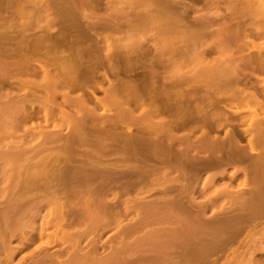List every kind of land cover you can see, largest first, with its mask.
<instances>
[{
	"label": "bare ground",
	"instance_id": "bare-ground-1",
	"mask_svg": "<svg viewBox=\"0 0 264 264\" xmlns=\"http://www.w3.org/2000/svg\"><path fill=\"white\" fill-rule=\"evenodd\" d=\"M29 1L30 0H0V91L10 86L11 80H13L12 82L16 83L15 87L19 90L26 89L30 83H33V81L31 82V78H35V80L36 78H42L46 82V84H44V82L40 83L41 86L42 84L45 85L42 87L40 86L41 89L36 88V90L34 91L28 89L29 91L26 90L21 95L18 93L20 96L17 100L16 105L20 111L18 118L15 120L13 119L14 117L11 116L12 119L15 120L16 123L24 124L25 122L31 121L36 117H39L40 119V117L43 116L45 118L47 115L49 116V114L53 112L61 113L68 119L69 112L67 114V112L64 110V107L73 106L74 110H78V108H87L90 99L96 101L97 105L102 103V100L97 98L94 94V88L96 87H99L104 91L105 94H108L109 100L107 99L105 102L112 105L116 104L117 108L115 107L116 111L112 114L107 113L104 116L99 115L101 118H98L97 115V118H95L96 111L88 107L90 111H94V113L92 111L90 112L91 120L90 118H83V116L79 114V110H75L72 112L70 110V114L72 116L70 121L73 120L72 125L75 124V128L77 129V134L74 132V135L76 134L77 136H79V139L76 138L77 136H72V138L81 140L80 142H83L85 144H94L93 146L95 147H92L91 144L90 146L92 148L89 147V149H92L93 151L91 150V152L89 150L85 152L87 154V158L83 153L82 154L85 157H83V159L81 156V159H78L74 156H72L73 159H70L69 157L67 159V163L69 164H64V166L63 164L62 166H60L61 161L59 163V160L58 162H56L60 165H55L54 162L56 159L54 160V162H52L53 165L49 166V160L50 162L53 160L52 157L50 158V156L48 155V162L47 160H43V163L45 162V164L42 163V168L40 167V171L36 172V174L39 173V176L43 174V177L37 178L38 175H35V177L33 175H30L31 179H27V176H25L26 181H24L23 179L24 182L22 181V186L19 185V187L21 186L20 195L23 196V202L25 201L26 203H31L35 199H40V201H45V203L50 202V204H54L56 207L55 211H57L60 215L59 220H57L58 226L56 225V228H59L57 230L61 231V227H63V225L59 222L68 221L66 217L67 213H65V211L68 208L66 204H68L70 195L76 193V191L84 186L79 185L80 182L78 181V175L80 174V171L82 173L83 171H85L84 173L88 172V175L91 177V179L96 176V168H99V165L96 167V157H93V159L90 158V156H92V153L99 152L101 154L102 152L100 157H102V155L109 156L111 154V156H113L116 155L117 152L119 153L118 150H122L127 154H124L125 156H128L126 157L127 159L132 158L137 160L139 159L138 157H140V159L142 160L135 164L134 167L132 166L134 168L132 170L140 173L138 177H140V175L142 174L145 176L150 175L149 178H151L152 174L160 173H162L164 177H169V180L168 178H165V181L167 180L168 184H163L166 186H164L163 189H165L166 193L169 194L168 196H170L172 192L174 194L177 192V195L184 194L183 191H186L188 186L192 187L190 184L197 180L196 178L201 174L203 170L210 171V169H214L219 170V172L223 174L226 172L227 168L231 166L232 173L229 176L231 180L239 171H242V173L246 174V176L248 177L246 178L247 183L250 184L249 192L247 193L249 197L247 199L246 195V198L243 199H246V202H249L248 211L249 216L252 217L246 218H264V44L255 43V39L261 38L264 31L257 24H254V27L252 29L244 27V18L248 9H246L243 0H232L231 2L229 1L232 8H230V10H228V14L223 17L217 15L216 11L213 12V9H211L212 5H210L213 2H210L211 0H130L133 3H129L132 5H130L131 8H127V12L125 11V9H122L121 11L117 8V10L114 9L113 5L111 6L110 4V1L112 0H40V2L42 3L41 5L38 4V7L35 5L34 7L33 4L32 6H30L31 4L29 3ZM107 3L111 6L109 7L114 12H107V9L109 8L105 5ZM29 6L31 7V10L34 9L39 13L42 12V14L44 13L47 15L49 14L50 16L52 15L51 19H49L50 22H47L48 24L42 27L40 26L41 30L39 32L37 31L38 33H35L34 30L36 29H33L34 27L31 26L30 22L32 21L30 18V20H27L29 22L22 21L21 23L20 21L19 23L18 21L20 19L16 22H11V20H14L15 14H22L23 17V13L28 12V10L30 9ZM102 8L107 9H104L105 11L100 10ZM35 11H33V13L31 14V17L32 15H34V20ZM99 11L101 12L99 13ZM220 18H222L221 23L224 25V30L221 34L219 32L220 39L218 40V42L220 41L222 45H224V47H226V49H228L230 52L228 56L229 63L226 65L224 58H221L223 57L221 56L223 53L220 52V50L217 48L220 42L218 44L216 43V46L208 45L205 41L207 40L206 38L209 36V34H212V26L215 25L216 22L220 21ZM17 22L19 23V25L17 24L16 26V24H13ZM36 26L39 27L37 24ZM126 27H131L135 30L137 29V31H139L138 34L140 33V30L141 33L145 32V29H140L141 27L148 28L147 30H149V27L152 28V31L154 30L155 33H153L155 35L161 36L165 51L163 48L162 50L161 48H156L157 50L154 51V53L151 51L152 54H150V56L148 57V53L146 57L145 54H147L148 50L147 52L144 50L145 53L144 51L141 52L142 50L140 49V52H126V50L123 48L126 47L124 44V46L121 44L123 47H120H122L125 52L119 50L115 52L112 51L103 53V50L100 51V44H98V39H101L104 35H102L97 29H101V31L102 29H109L114 32L117 31L119 33L121 30H128ZM32 30L34 31V33L32 32ZM135 30L134 32L133 29L131 31L135 33ZM98 35H102V37L100 36L101 38H99ZM104 38H106V36H104ZM127 47H129L130 49V47L135 48L136 46ZM107 48H105V51L109 50V48ZM192 53H195L200 58V70L193 73L183 72L176 77L171 75V73L166 72L165 67L167 64H169L170 61H172L173 58L185 59ZM213 54H216L217 56L215 57ZM121 57H123L126 61L125 65H122L123 67L119 63V59ZM100 69L102 71H100ZM99 75L102 76L101 79L99 78ZM8 79L10 82L8 81ZM102 81H107L108 86L102 87ZM37 85L39 86V84ZM225 86L227 91L224 90ZM228 86H231V88H229ZM221 87H224V89L221 90ZM229 91L231 92L228 93ZM7 92L6 97L10 98L8 94L9 92ZM241 95H243L245 100L247 98L249 102L252 101L253 103L255 102V104L258 103L261 107H259L261 111L259 112L258 116L255 119L250 120V122H248L247 120L246 123H244V121L241 119L242 117H238L237 114H228L225 111L227 108L230 109L231 107H233L234 104L236 105V102L239 100ZM106 97L107 95H105V99ZM35 99H41L42 102L39 101L40 104L35 106L33 105V100ZM28 104H30L29 107L27 106ZM97 105L95 104L93 106L97 107ZM8 108L10 107H7L6 109ZM8 110L11 111V109ZM94 119H96V124L94 123ZM45 122L47 123V119H45L44 123ZM129 124L130 126L132 125L134 127V131L133 129L128 128L127 131L122 135H120V133L116 131L122 125ZM241 124H244V126L240 127ZM13 125L10 124V128ZM68 125V127H70L71 123ZM72 128L74 129V127H71V131H74ZM220 131H222L223 134L220 135ZM57 134V131L51 132L49 134L48 140H52L53 136L58 137L59 134ZM70 134H67L69 139L74 140L70 137ZM118 140L121 141V143H117ZM242 140H245V143H242ZM67 142L69 144V141ZM80 142L78 141V143ZM118 144L121 145V149H119ZM65 148H67L66 150H68V152H74V148L70 144ZM96 148H98L99 150ZM76 152L81 153L79 152V150ZM123 152L121 153L123 154ZM99 153L97 154V156L99 155ZM67 155L68 153L66 154V156ZM95 155L93 154V156ZM97 159L99 158L97 157ZM119 160L121 159L119 158ZM100 162L103 163L102 165L107 164L106 161L105 164L103 161ZM112 164L113 165H111L110 163L108 165H115L114 163ZM111 166L109 167L105 165L104 167L102 166V168L100 167V170L102 172H108L109 170L110 174L114 173V176H112L115 177L112 178V180L114 179V182L110 179L111 177L109 178L110 180L106 179V182H119V180H117L118 177H116L115 174H123V172H126L127 169H129L130 172V169L132 168H126L124 166V168L126 169H118ZM121 166L123 165H120V167ZM207 171H203V173L205 174V172ZM84 175L86 176V174ZM210 176V180H212L210 184H212L215 177H213L212 175ZM97 178H94L93 180L95 181ZM149 178L147 177V180H145L148 183H152L153 178H151L152 182ZM180 178L183 180H181ZM194 178L195 180H193ZM103 179L104 178H102L101 180ZM148 179L150 181H148ZM91 182L93 181L91 180ZM142 182L145 183V181ZM244 186L246 187V185ZM108 190L103 191L108 192ZM169 191L171 192L169 193ZM247 191L248 190H246V192ZM243 194L245 193L243 192ZM73 196H75V194ZM172 196L174 195H171L170 197ZM190 196L192 197V195ZM165 197H163L164 200L166 202L169 201L166 200L168 198L166 197L165 199ZM181 197L183 198L184 196L182 195ZM185 197L188 196L185 195ZM191 197L189 201H191ZM163 198H161V200ZM172 198L170 201L174 203L176 196L175 199L174 197ZM177 200L179 201L180 199L177 198ZM193 202L196 201L193 200ZM246 202H243V204H246ZM182 203L183 202H180V204ZM166 204H170V202ZM176 204L175 207L177 206L179 208L180 205L178 206ZM150 205L151 202L149 206ZM165 205L162 203V206ZM111 206H107L109 209H104L105 212L106 209L107 211H110L107 215L109 216V218L114 213ZM173 206L174 204H172V207ZM10 207L9 209H11ZM36 207L37 206H35L34 208ZM200 207L207 208V205H202ZM4 208L0 209L1 213L5 212V215L10 213H6L7 211H9V209L7 210L8 207L5 209ZM17 208L18 209H16L15 207L14 209L12 208L14 213L16 212V215L20 210L18 206ZM31 208L27 209V211L29 210L28 212H30ZM37 208L35 210H32L36 212V210L38 211ZM168 208L165 210H168ZM205 208H202L201 210ZM169 210H171V206ZM245 210L246 209H243V211ZM204 211L205 210H203V213L205 215ZM115 213L113 217L115 218L114 220L117 221L118 219L116 218L117 216H115ZM162 213L164 212L162 211ZM186 214L189 215L188 213ZM229 216L231 217V215ZM235 216L236 215H234L233 217L235 218ZM7 217L3 214L2 218L6 220ZM233 217L231 218L233 219ZM103 218L101 219V222ZM112 218L110 219L111 221ZM26 219L29 220L28 218H25V220ZM16 221L11 222L15 223ZM6 222L7 223L4 222L5 227L0 223L2 226H0V264H5L9 260L13 259L14 252H16V249L18 251V247L15 249L9 244H7L8 246H6L7 242H5V232L7 233L9 231L10 236L16 226H18L16 228H22L23 225H29V223L26 222H24L23 225L19 224V222L16 225H10L11 223L9 221L6 220ZM8 222L10 224H8ZM22 222L23 221H21L20 223ZM32 222L34 223V220ZM72 222L73 221L71 219V223ZM67 224L64 223L65 226H67ZM238 224H241V222H238ZM119 226L120 225H118V228H121L119 229V233H121L122 236L124 234H127V232L129 233V230H132L129 228L127 229L126 227H124V225H121L120 227ZM181 229L177 227L175 229L167 230L168 235L167 237H165L166 239L164 242H162L163 239L162 241H160L159 239L157 241L155 238L156 243L151 242L147 244V247L151 248H149V251L151 250L152 253L153 250L156 249L154 251L155 254H151L150 256V254L147 253V256H142L143 258L141 259L158 260L160 258L163 260L168 259V261H166V264H191L190 260L187 262L185 261L187 260L186 258L183 261L180 260V256L184 255L186 257V254L189 255L190 252L188 250L192 251L194 243H197L199 245L205 239H203L204 237L202 236H197L198 238L193 239L192 237H195V235L191 236V228ZM75 233L76 235H78L77 232ZM195 233L199 234V231H196ZM74 234L69 233L65 230L64 233H62L63 236L66 235L69 237L67 238V241H69L68 244H70L72 248V254H68V257H66L65 255L66 259H64V262H60V260L57 259L59 255L44 254L45 256L36 258L33 257L29 262H23V260L22 263L20 262L19 264H54L55 261H57L58 264L85 263V258H83L85 259L84 262L82 261L83 259H81L82 263L77 259L80 258L79 256L82 252H84L86 255L87 250L81 251L82 248H80L79 246V239L76 241V235ZM121 239L117 243H120L121 241L122 245L126 241L122 243L123 239ZM207 239L208 238H206V240ZM77 242L79 243V245H77ZM136 242L137 241L132 242V245H134L133 243ZM94 243L96 245V242ZM143 243L145 244V241ZM146 243L148 242L146 241ZM95 245L92 246V250L93 247L97 249ZM202 245L205 249L207 248L204 244ZM152 246L154 247L152 248ZM116 249L120 251L121 248L119 249L118 247ZM80 251L81 253H79ZM116 251L114 252L116 253ZM146 251L148 252V249ZM95 252H97V250L94 251V254ZM88 253H92L91 250L90 252H87V254ZM159 254H162L164 258L161 255L159 256ZM188 255L187 257L192 255V252L189 256ZM88 256L89 254L87 255V257H85L87 259H90L88 258ZM193 257L194 256L192 255V258ZM123 258L125 257L123 256ZM123 258L120 259L118 257L120 261L125 260ZM201 258H204V256ZM184 261L185 263H183ZM163 264H165V262Z\"/></svg>",
	"mask_w": 264,
	"mask_h": 264
},
{
	"label": "rangeland",
	"instance_id": "rangeland-1",
	"mask_svg": "<svg viewBox=\"0 0 264 264\" xmlns=\"http://www.w3.org/2000/svg\"><path fill=\"white\" fill-rule=\"evenodd\" d=\"M30 1H29V3L31 4V5L29 4L30 6H32V4H33V6L35 5L38 7L42 3V2H40V0H38V1L37 0H30ZM112 1H110L111 6L113 5L114 9L117 8L120 11L122 9L123 10L125 9V11L126 10L128 11L127 8H131L130 5H132L129 3H133V2H131L132 0L131 1L130 0H112ZM229 1L231 2L232 0H216V1L211 0L210 1V2H212L210 4V5H212L211 9H213V12L216 11L217 15H219L220 17L226 16V14H228V12H229L228 10H230V8H232ZM108 3L105 4L107 7L110 6ZM243 3L246 6V9H248V11L246 12L245 18H244V20H245L244 21V27L248 28V29H252L254 27V24H257L264 31V0H243ZM109 8L108 9L106 8L108 10L107 12H110V13L114 12L111 8L109 11ZM104 9L102 8L100 10H104ZM214 9H216V10H214ZM246 9H245V11H246ZM29 10H28V12L23 13V17H22V14L21 15L15 14V17L13 16L14 20H11V22H16L20 19L18 22L20 23V21H21V23H22V21L26 22L30 18L32 21V22H30L31 26L34 27L33 29H36V30H34L35 33H38L41 30L42 26H45L46 24H48L50 22L49 19H51L52 15L50 16L49 14L48 15L44 14V13L42 14V12H40L41 13V15H40V13L38 11H35L34 9L31 10V7ZM33 11H35V13H34L35 14V20H34V15H32L33 19L31 17V14L33 13ZM100 12L101 11H99V13ZM24 15H25V17H24ZM221 19L222 18H220V21L216 22L217 24L215 23V25L212 26V28H211L212 34H209V36L206 38L207 40H205L208 45H216L217 46V44L220 42V41L218 42V40L220 39L219 32L221 34L224 30L223 29L224 25L221 23L222 22ZM217 20H219V19H217ZM33 21H35V22H33ZM18 22L13 23V24L14 25L16 24V26H17V24L19 25ZM27 22H29V21H27ZM36 24L39 27H37ZM145 27L140 28L143 30L145 29L144 30L145 32H143V33H141V30L138 29V30H140L139 34H138L139 31H137V29L135 30L134 28H131V27L130 28L126 27L128 30H125L123 28L124 30H121L122 32L120 31L119 33L117 31H116L117 32L116 33V32L109 30V29H102V31H101V29L100 30L97 29L102 35L106 36V38H104V36L102 37V35H98L99 38L102 37L101 38L102 40L98 39L99 40L98 44H100V46H99L100 51L103 50L104 52L103 51L102 52L105 53V52H112V51L115 52V51H119V50L122 52L123 51L125 52V50H126V52H133L134 53V52H138V51L140 52V50H142L141 52H143L144 50L147 52V50H148L147 54H145L146 57H147L148 53H149L148 57L150 56V54H152L151 51L154 53V51L157 50L156 48H158V49L161 48V50L163 48L165 51L164 43L162 42L161 36L155 35L154 34L155 32H154V30L152 31V28L149 27V30H147L148 28H145ZM132 29H133V32L135 30V33H133L131 31ZM34 31L32 30L33 33H34ZM255 43L256 44H264V33H263L261 38L255 39ZM121 44L122 45L124 44L126 47L127 46H132V47L136 46V47L135 48L130 47V49H129V47H127V49H126V47H123L124 45L122 46ZM120 46H122L125 50ZM100 47H102V48H100ZM107 47L109 48V50L105 51L106 50L105 48H107ZM217 48L220 50V52L223 53L221 55L223 57H221V58L222 59L224 58L225 65L228 64L229 63V59H228L229 57L228 56L230 54L229 50L226 49V47H224V45H222L221 42L218 44ZM149 50H150V52H149ZM145 51H144V53H145ZM213 55L215 57L217 56L216 54H213ZM200 62H201L200 58L195 53H192L189 56H187L185 59L184 58H181V59L173 58L172 61H170L169 64L166 65L165 70H166V72H169V73H171V75L176 77L183 72L193 73V72L200 70V68H201ZM119 63L121 66L122 65L124 66L126 61L123 57H121L119 59ZM100 71H102V70L100 69ZM101 77L102 76L99 75L100 79H101ZM8 81H9V79H8ZM12 81L13 80H11V82L9 81L11 84L9 87H6V89L0 91V93H1L0 94V102H2V103H0V111H1L0 112V209H2L4 207L5 208L8 207L7 208V210H8L9 207L11 206L10 207L11 209H9V211L6 212V213H8V212H10V213H8L6 215H5V212L1 213V211H0V214H1L0 215V220H1L0 223L2 224V226H4V224L7 223L6 222V220H7L11 223L10 224L8 222V224H10V225H12V224L16 225V224H18V222H19V224H22V225L24 224V222H26V223H29V225L28 224H26V226L23 225L24 227L22 226V228L21 227L16 228V227H18V226H16L15 227L16 229L14 228V230L12 231L13 233L11 232L12 234L10 236H9V234H10L9 231L7 233L5 232V234H6V238H5L6 241L5 242H7L6 246H8L7 244H9L11 247H14L15 249L18 247V251L16 249V252H14V254H13V259L9 260L8 262H6V260H5V262H6L5 264H7V263L8 264H19L20 262L22 263L23 260H24L23 262H25V261L29 262V261H31V259L33 257L36 258V257H40V256H45L44 254H46V255H50V254L59 255L57 259L60 260V262L61 261L64 262L65 261L64 259H66V257H68V254H70V255L72 254L71 245L68 244L69 241H67V238H69V237L66 235L63 236L64 234L62 235V233H64V230L69 232V233H73V234L75 232L78 233L79 236L76 235V233L74 235H76L75 236L76 241L79 239L80 245L78 242H77L78 244L77 243H75V244L79 245L80 248H82L81 251L87 250V252H90V250H91L92 253H88L89 254L88 258H90V259L86 258L88 255L87 252H86V255L84 252H82L84 254H82L81 251L79 252V253H81V255L79 256L80 258H78L77 260L80 261L81 263H82V261L84 262V260L86 259L85 263H87V264H99V263L100 264H113V263L114 264H121V263L122 264H147V262H148V264H150V263L151 264H154V263L155 264H163L164 262L166 264V261H168V259L163 260V259L159 258L158 260L157 259L156 260L155 259L147 260V259H141V258L146 257L147 253H149L150 256H151V254H155L154 251L156 249L153 250V253H152L151 250L149 251L150 247L148 248L147 244H149L151 242H155V238L157 241H158V239L160 241H162V239H163L162 242H164L166 239L165 237H167V235H168L167 230L175 229L177 227L180 229L181 228H191V231H192L191 236L195 235V237H192L193 239L202 236V237H204L203 239H205V240H203V242L207 241L204 243L202 242L199 245L197 243L196 244L194 243V245L192 247L194 250L193 249H192V251L188 250L190 252L189 255L192 252V255L194 257L192 258V255H190L192 258V260H191V258L188 254H186V257L184 255H182L179 258L182 261L186 258L187 260H185V261L187 262L190 260L191 264H264V218H253V219L252 218H246V217H252V216H249V211H248L249 202H246V199L245 200L243 199V198H246V195L249 192V188H250L249 187L250 184L247 183V179H246L248 177L246 176V174L242 173V171H239L236 174V176L231 180L229 177L232 173L231 166H229V168H227L226 172L223 174H221L219 172V170H214V169H212V170L210 169V171L203 170V171H207V172H205V174H204L202 171L200 174L202 176L199 175L196 178L197 180L194 181L192 184H190L192 187L188 186L186 191H183V193L188 197H185L184 194L177 195V192L175 194L173 192H172L173 194L172 193L170 194V196L174 195V196H172V197H174V199L176 196V199H175L177 201V204H176L175 200H174V203H172V201H170L172 197L168 196L169 194L166 193L165 189H163L165 186L163 184H168V181L167 180L165 181V178L166 179L168 178V180H169L170 179L169 177H164V175L162 173L152 174L151 178H153L152 179L154 182L153 183L151 178H149L150 175L145 176V175L141 174L140 177H138L140 173H137L134 170H132V169H134L133 167L135 166V164L142 161L140 159V157H138L139 159H137V160L132 159V158L127 159L126 157H128V156H125L127 154L124 153L122 150H118L119 153L117 152L116 155H113V156H111L112 154L109 155L111 157H109L107 155L106 156L102 155V157H104V158L100 157L102 152H101V154L98 152L99 153L98 156H97V154H98L97 152H93L92 156H90V158L93 159V157H96V160H95L96 161L95 162L96 167L99 165V168H96L97 173H96V176L93 177V179L97 178V177L98 178L94 181L88 175L89 173L87 171H86L87 173H84L85 171H83V170H82L83 173L80 171L81 175L80 174L78 175V177H79L78 181L80 182L79 185H81V186L84 185V186H82V188H80L78 190V191L81 190L80 192L76 191V193H73V194L70 193V194H72V195H70V198L71 197L72 198L71 199L69 198L68 204H66V206L68 208L65 206L68 210L67 211L65 209L66 210L65 213H67L66 217H67L68 221L59 222V223H62L63 227H61V231L57 230L59 228H56V225L58 226L57 220H59L60 215L57 211H55V208H56L55 205L50 204V202L45 203V201H40V199L39 200L35 199L31 203L28 202L30 204L26 203L25 201L23 202V199H22L23 196L20 195L21 194L20 188L23 184L22 181H23V179H24V181H26L25 176H27V179H31L30 175H33L34 177H35V175L37 176L39 173L36 174V172L37 171L39 172L40 167L42 168L43 164H45V162L43 163V160L46 161L47 158H49V157H47L48 155L50 156V158L52 157V160H53L51 162L49 159H48L49 162L47 160L49 166L53 165L52 162H54L55 159H56L54 162L55 165L56 164L58 165L61 161V165L60 164L59 165L62 166V164H63V166H64V164L65 165L69 164V163H67L68 162L67 159L69 157H70V159H73L72 156L77 157L78 159H81L80 158V156H81L83 159V157L85 155V157L87 158V156H86L87 154L85 152L89 151V150L91 151L92 149H89V147H91V146L95 147V146H93L94 144L92 145V143L85 144L83 142H80L81 140H77V139H79L78 138L79 136L76 135L77 129L75 128V124L72 125L73 120L70 121V119L72 118V116L70 114V110H71V112L76 110V109L75 110L73 109L74 108L73 106L64 107V110L67 112V114H68V112L70 114V115L68 114V116H69L68 119L65 115H63L61 113L53 112V113H50L49 116L47 115L45 118L43 116L40 117V119H39V117L38 118L36 117L35 119L33 118L31 121L25 122L26 123V124L24 123L25 125L23 123H16L15 120L18 118L19 111H20L16 105L19 96L21 94H23L28 89H30L31 91L36 90V88L41 89L42 86H45L44 84H46V82L42 78H38V79L36 78V80H35V78H31V82L33 81V83H30L31 85L29 84L26 89L19 90L15 87L16 83L12 82ZM42 82H44V84H42V86H41L40 83H42ZM102 82L104 84V85L103 84L101 85L102 87L108 86L107 81L106 82L102 81ZM37 84H39V86ZM31 86H33V87H31ZM228 87L231 88V86H228ZM220 89L222 90V89H224V87H221ZM224 90H226V86H225ZM231 91H229L228 93H230ZM6 92L9 94L10 98L6 97ZM76 93H74V94H76ZM94 94L97 98L102 100V103H100L98 105H97L96 101H94L93 99H90L88 102V104H89L88 107H90L91 109H93L94 111H96L98 113L97 114L95 112V114H96L95 118H97V115L99 118L100 116H104L107 113L112 114L116 111V109H115L116 104H114L115 105L114 106L110 103L108 104L107 102H105L108 99V94H105L102 89H100L99 87L94 88ZM105 95H107L106 99H105ZM243 98H244L243 95H241L239 100L236 102V105L234 104L233 107H231L230 109L227 108L225 111L228 114H237L238 117H240V118L242 117L241 119L244 121V123H246L247 120H248V122H250V120H253L258 116L259 112L261 111V109H260L261 107L259 106L258 103L255 104V102L254 103L252 101L249 102L247 98H246V100H245V98L244 99ZM241 99L244 101H242ZM39 101L42 102L41 99L33 100V105L37 106L38 104H40ZM108 102H111V101H108ZM94 103L97 105V107L93 106V105H95ZM29 105L30 104H28L27 106L29 107ZM14 106H15V109H14ZM7 107H10L8 109H11V111L6 109ZM88 107L87 108H80V109L78 108V110L80 111L79 114H81L83 116V118H85V119L90 118V120H91L90 112L92 110L90 111L88 109ZM66 109L69 111H67ZM78 110H76V111H78ZM94 111H92V112L94 113ZM11 113H12V115H11ZM95 114H94V116H95ZM11 116L14 117L13 119H15V120H13ZM45 119H47V123L49 122L50 124L49 123L47 124L46 122L44 123ZM49 119H51V120H49ZM70 123H71V125H70V127H68L69 126L68 124H70ZM94 123L96 124V119H94ZM10 124H12V125L14 124V125L11 126V128H10ZM15 124H16V126H15ZM62 125H63V127H62ZM243 126H244V124L240 125V127H243ZM15 127H18V128H15ZM71 127H74V129L72 128L74 131H71ZM27 128H28V130H27ZM128 128L133 129V131H134V127L132 125L130 126V124L129 125H122L116 131L118 133H120V135H122L123 133H125L127 131ZM25 130H27V131H25ZM13 131H15V132H13ZM55 131L58 132L59 136L58 137L53 136L54 138L52 137V140L51 139L48 140L49 134L51 132H55ZM72 132H73V134H72ZM74 132L76 133L75 135H74ZM67 134L68 135L70 134L71 138H72V136H77L76 137L77 139L72 138L74 140H70ZM219 134L221 135V134H223V132L220 131ZM67 141H69V144L72 145V147L74 148V152H68V150H66L67 148H65V147L69 146ZM78 141L80 143H78ZM119 142L121 143V141L118 140L117 143H119ZM122 142H123V139H122ZM242 143H245V140H242ZM90 144H91V146H90ZM77 146H79L81 148H79ZM118 147H119V149H121L120 144H118ZM96 149H98V148H96ZM78 150L81 153L76 152ZM98 150H96V151H98ZM121 152H123V154ZM67 153H68V155H67L68 157L66 156ZM103 153H105V152H103ZM50 154H52L53 156ZM69 154H71V155H69ZM93 154L94 155L96 154V155L93 156ZM61 156L63 157V159ZM57 157H58V159H57ZM97 157L99 159H97ZM100 158H102V159H100ZM119 158L121 160H119ZM115 159H117V160H115ZM125 159H127V160H125ZM58 160H59V163H57ZM85 160H87V159H85ZM88 160H89V156H88ZM98 161L100 164L98 163ZM100 161H103L104 164L106 161L107 164H105V165L109 166V167L111 165H113L112 163H114L115 165L111 166V167H115L118 169H126L129 167L131 168L132 166L133 167L130 169L131 170L130 172H129V169H127V171H126L127 173L123 172V174H119V175L115 174V176L118 177V179L117 178L116 179L119 180V182H118L115 179L119 183L118 184L117 182L113 183L114 179L112 180V178H115V177H112V176H114V173H112L113 174L112 175L109 173V170H108V172L103 171L104 173L100 170L102 168V166L103 167L105 166V165H102L103 163ZM64 162H66V163H64ZM110 163H111V165H108ZM120 165H123V166L120 167ZM124 166L126 168H124ZM32 172L35 174H33ZM211 172H213V173H211ZM214 172H216V173H214ZM84 174H86V176ZM210 175L215 177L212 184H210V182L212 181V180H210V177H211ZM40 176L38 175L37 178L38 177L42 178L43 174ZM141 176H143V177H141ZM101 177L104 178L103 179L104 181L101 180L102 179ZM131 177L132 178L134 177V178L132 179ZM147 177L151 180L152 183H148L146 181ZM158 177H159V179H158ZM37 178H35V179H37ZM109 178L113 182L110 181V182H112V183H110L108 181L109 182V185H108V182H106L107 181L106 179H109ZM149 179H148V181H150ZM91 180L93 182H91ZM181 180H183V179H181ZM193 180H195V178ZM129 181H131V182H129ZM142 181H145V183ZM158 181H161V182H158ZM162 181L165 183H163ZM91 183H94V184H91ZM245 183H247V184H245ZM19 185H21V186L19 187ZM244 185H246V187ZM99 186H101L102 188ZM103 186H105V187H103ZM194 186H195V188H194ZM189 187H190V189H189ZM93 190H95V191H93ZM100 190H102V191H100ZM103 190L104 191L108 190V192H104ZM187 190L188 191L192 190V191H190L191 192L190 193ZM246 190H248V191L246 192ZM171 191H173V190H171ZM171 191H169V193ZM243 192L245 194H243ZM77 193H79V194H77ZM120 193H123V194H120ZM74 194H75V196H73ZM163 194H164V196H163ZM189 194L192 195V197ZM182 195L184 196L183 198L181 197ZM165 196L168 199H166ZM163 197H165V199L169 200V201L166 202ZM190 197H191V201H189ZM248 197H249V195H247V199H248ZM161 198H163V199L161 200ZM177 198L180 199L179 201L183 202V203L180 204V202L177 200ZM154 199L157 201H155ZM193 200H195L196 202H193ZM159 201H161L164 205L166 203H169V202H170V204H166L165 206H162V203ZM150 202H151V205L149 206ZM152 202L153 203L156 202V203L153 204ZM243 202H246V204H243ZM171 203L174 204L173 207H172ZM175 204L178 206L180 205L179 206L180 209L177 206L175 207ZM111 205H113V206H111ZM153 205H155V206H153ZM202 205H204V206L207 205V208L202 207V208H205V209H203V210H205L204 211L205 215L203 213V210H201L202 208L200 207ZM17 206L20 208V210L18 211V213L16 215V212L14 213L13 209H14V207L16 209H18ZM35 206L38 207V208L36 207L38 209V211L40 208L39 212L36 210L37 213L32 210V209H34V210L36 209V208H34ZM107 206L108 207L111 206L113 208L112 211L114 213L116 210L115 216H117L116 218L118 219L117 220L118 222L114 220L115 218L113 217L114 216L113 212H111L113 214H112V216H110V218H109V216H107L110 212L109 210L107 211V209H109ZM168 206H169V208H168ZM170 206H171L172 211L169 210ZM198 207H199V209H198ZM29 208H31L32 212H31V210H30V212H28L29 210L27 211V209H29ZM105 208H107L106 209L107 213L104 210ZM167 208H168V210H165ZM188 209H190V210H188ZM243 209H246V210L243 211ZM24 210H26V211H24ZM21 211H22V213H21ZM102 211H103V213H102ZM162 211L164 213H162ZM186 213H188L189 215H187ZM191 213H192V215H191ZM3 214L6 217L8 216L9 218L7 217L5 220L4 219L5 217L2 218ZM229 215H231V217H233L234 215H236V216H235V218L233 217V219H232ZM244 215H245V218H244ZM103 216H104V218H103ZM228 216H229V218H228ZM14 217H15V219H14ZM23 217L28 218L29 220L26 219L28 222ZM213 217H215V218H213ZM236 217H239V218H236ZM102 218H103V220L101 222ZM111 218H112V221L110 220ZM190 218H192V219H190ZM71 219L73 221L72 223H71ZM236 219H237V224H236ZM16 220H19V221H16ZM30 220H31V222L34 220V223L33 222L31 223ZM11 221L12 222L16 221V222L12 223ZM21 221H23V222L20 223ZM68 222L71 224H69ZM238 222L239 223L241 222V224H238ZM30 223L33 225H31ZM64 223H66V224L68 223L67 226H65ZM1 224H0V226H1ZM118 225H120V226L124 225V227H126L127 229L129 228L132 230H129V233L127 232V234H124L123 235L124 237H123L121 235V233H119V229H121V228H118ZM1 227H0V229H1ZM97 229H98V231H97ZM5 231H7V230H5ZM79 231H81V232H79ZM196 231H199V234L195 233ZM82 235H83V237H82ZM234 235H236L237 237ZM121 236H122L123 240L121 239ZM150 236H152V237H150ZM162 236H163V238H162ZM205 237L208 238L209 240L208 239L206 240ZM120 239L122 240V243L124 241H126V242H124L122 245H121V241H120V243H117V242H119ZM134 240L137 242L133 243L134 245H132V242H135ZM144 241H145V244L143 243ZM146 241L148 243H146ZM94 242H96V245ZM139 244L142 246H140ZM202 244H204L205 247H207L208 249L207 248L205 249ZM77 245H76V247H77ZM94 245L97 247V249H95V247H93V250H92L91 248ZM116 245H117V247H116ZM148 246H150V245H148ZM198 246H200V247H198ZM118 247H119V249L121 248L120 251H118L116 249ZM144 247H146L148 249V252L146 251L147 249ZM153 247L154 246H152V248ZM54 249H55V251H54ZM96 250H97V252H95V254H94V251H96ZM113 250L114 251L117 250L116 253ZM160 251H161V249H160ZM59 252L61 255L59 254ZM199 252H201L202 254L204 253V254L202 255ZM91 254L92 255L94 254V255L92 256ZM149 254H148V257H149ZM65 255H66V257H65ZM82 255H84V256H82ZM160 255L163 256L162 254H159V256ZM187 255L189 257H187ZM123 256L125 258H123ZM139 256H141V257H139ZM203 256H204V258H201ZM118 257L120 259L123 258L125 260L120 261V259H118ZM134 257H135V259H134ZM83 258H85V259H83ZM163 258H164V256H163ZM81 259H83V260L81 261ZM126 259H129V260H126ZM180 260H179V262H180ZM125 261H126V263H125ZM185 261L183 263H185ZM56 262L57 261H55L54 264H56ZM80 262H78V263H80ZM85 263H82V264H85ZM57 264H58V262H57Z\"/></svg>",
	"mask_w": 264,
	"mask_h": 264
}]
</instances>
